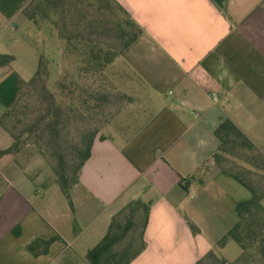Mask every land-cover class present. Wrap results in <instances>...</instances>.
<instances>
[{
    "label": "crops",
    "instance_id": "0c3cea01",
    "mask_svg": "<svg viewBox=\"0 0 264 264\" xmlns=\"http://www.w3.org/2000/svg\"><path fill=\"white\" fill-rule=\"evenodd\" d=\"M115 1L143 32L115 62L137 79L138 105L116 131L95 137L72 203L57 182L39 185L14 162L2 168L0 264H90L88 252L135 200L151 210L147 248L132 264H195L252 197L216 163L215 133L230 120L264 156V0ZM32 2L0 0V54L14 57L0 68V118L50 40L57 71L63 62L58 32L24 15ZM12 144L0 125V149ZM36 239L55 241L35 256L27 246ZM219 252L228 264L241 254L231 241Z\"/></svg>",
    "mask_w": 264,
    "mask_h": 264
},
{
    "label": "trees",
    "instance_id": "16d2710c",
    "mask_svg": "<svg viewBox=\"0 0 264 264\" xmlns=\"http://www.w3.org/2000/svg\"><path fill=\"white\" fill-rule=\"evenodd\" d=\"M23 13L35 25L40 27V23L44 21L58 32L61 42L65 45L64 61L70 56L71 48L76 51L84 66L77 70L76 78L80 81L90 78L96 83L102 82L105 71L143 33L115 0H33ZM104 35L111 39L110 43L103 41ZM74 45H82V48ZM13 61V56L0 54V68L10 65ZM51 65L52 62L47 57H40L37 72L31 80L19 83L20 98L17 105L0 118V125L13 139L11 147L0 149V169L16 159L22 146L46 139L44 141L54 148V153L59 159V165L55 169L56 182L72 203L71 189L79 181V173L91 156L97 135L93 134L83 142L84 146L77 152L73 164H67L65 155L61 152L62 122L70 114L84 115L85 109L96 111L102 98L105 99L107 95L104 94L101 98L85 88L78 95H74L79 87L75 81H70L69 86L61 82L57 84L62 88V94L58 98L47 86ZM69 80V76H66L65 81ZM25 88L35 91L34 100L31 105L25 104L18 110ZM59 99L62 101L59 102ZM17 115H26L28 119H17L9 125L8 122ZM215 134L220 142L219 151L214 156L216 163L223 166L225 173L230 174L249 190L252 197L237 205L238 222L215 249L195 264H228L219 249L231 240L239 246L241 254L230 264H264V189L259 191L249 184L244 178L246 174L238 170L236 163L234 167L224 169V163L229 159L245 161L261 171L264 176V156L230 120L223 121ZM150 210V205L142 200H135L117 213L106 236L88 252L87 260L90 264H132L147 248L145 231ZM191 226L195 233L198 232L194 225ZM54 241L55 239H36L27 249L35 256L46 254Z\"/></svg>",
    "mask_w": 264,
    "mask_h": 264
},
{
    "label": "rangeland",
    "instance_id": "374dc122",
    "mask_svg": "<svg viewBox=\"0 0 264 264\" xmlns=\"http://www.w3.org/2000/svg\"><path fill=\"white\" fill-rule=\"evenodd\" d=\"M40 24V27L34 24L37 30L45 29V31H47V29H49L51 31L53 29L56 31L52 26L44 21ZM44 35L45 37H48L49 33L45 32ZM102 39L106 43L111 42V39L107 38L105 35ZM50 41L43 51L44 56L52 62L50 77L47 84L50 91L56 93L59 98L62 94V88H60L57 84L61 82L62 84H67V86H69L71 82L75 81L79 89L74 95H78L84 88L86 90L89 89L93 91V93L98 94L101 98L104 94L107 95L105 99L102 98L104 102L101 100L96 111H87L85 109V111H83L84 115L70 114L69 117L62 122L61 152L65 155V162H67V164H73L74 160L77 158V152L84 146L83 142H86L91 135H99L100 133L110 134L111 132H114V130L116 131L122 122L125 123L128 118H131L130 115L133 114L131 107L138 105L139 102V98L135 93L138 91V93L141 94V88L139 87L135 76L119 63L112 64L110 68L105 71L101 80L102 82L96 83L90 78H86L84 81L77 80V70L84 66L81 63V60L78 59L76 55L77 53L73 48H71L70 56L66 58L65 61L63 59L62 65L59 71H57V58L55 59L57 54L55 52L53 41ZM64 46L65 45L63 44V49ZM74 46L82 48V45H80L81 47L78 45ZM72 51L73 55L71 54ZM118 59L119 58L115 61H119ZM66 76H69V81H65ZM131 83H135L136 87L131 88ZM23 93L24 96L17 107L18 110H21L25 104L31 105L34 100V90L25 88ZM60 101L62 100L59 99V102ZM76 105L79 108L81 107L79 104ZM28 117H30V115H28ZM17 119L26 120L28 118L26 115L13 116L12 120H10L8 124L10 125L11 122H16ZM44 140L35 142V144L22 146L21 152L13 161L17 170L19 168L24 170L25 174L39 185L56 182L55 169L59 165V159L54 153V148H52L51 145H48ZM234 163L237 164L238 170L242 172L244 171L243 174H246L244 178L249 182V184L254 186L259 191L264 189V176L261 171L253 168L250 166V163L245 161L229 159L224 164L226 168L228 167L230 169L231 167H234ZM13 169L15 168L13 167ZM3 175H5V172L0 169V181H2ZM231 242L237 253H241L239 246L232 240Z\"/></svg>",
    "mask_w": 264,
    "mask_h": 264
}]
</instances>
